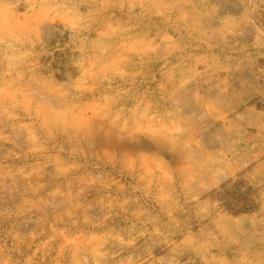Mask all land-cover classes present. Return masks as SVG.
Returning <instances> with one entry per match:
<instances>
[{
	"label": "rangeland",
	"instance_id": "374dc122",
	"mask_svg": "<svg viewBox=\"0 0 264 264\" xmlns=\"http://www.w3.org/2000/svg\"><path fill=\"white\" fill-rule=\"evenodd\" d=\"M0 264H264V0H0Z\"/></svg>",
	"mask_w": 264,
	"mask_h": 264
}]
</instances>
